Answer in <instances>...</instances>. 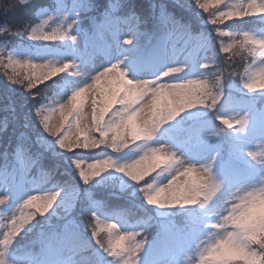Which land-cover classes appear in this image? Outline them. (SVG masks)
Returning <instances> with one entry per match:
<instances>
[{"label": "clouds", "instance_id": "9594fccd", "mask_svg": "<svg viewBox=\"0 0 264 264\" xmlns=\"http://www.w3.org/2000/svg\"><path fill=\"white\" fill-rule=\"evenodd\" d=\"M0 264H264V0H0Z\"/></svg>", "mask_w": 264, "mask_h": 264}, {"label": "trees", "instance_id": "16d2710c", "mask_svg": "<svg viewBox=\"0 0 264 264\" xmlns=\"http://www.w3.org/2000/svg\"><path fill=\"white\" fill-rule=\"evenodd\" d=\"M27 15L26 9H21L18 13L8 14L7 16L0 15V21L7 19L9 22H17Z\"/></svg>", "mask_w": 264, "mask_h": 264}]
</instances>
